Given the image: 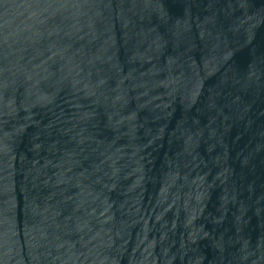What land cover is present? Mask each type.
Returning <instances> with one entry per match:
<instances>
[{"label":"water","instance_id":"water-1","mask_svg":"<svg viewBox=\"0 0 264 264\" xmlns=\"http://www.w3.org/2000/svg\"><path fill=\"white\" fill-rule=\"evenodd\" d=\"M0 264H264V0H0Z\"/></svg>","mask_w":264,"mask_h":264}]
</instances>
